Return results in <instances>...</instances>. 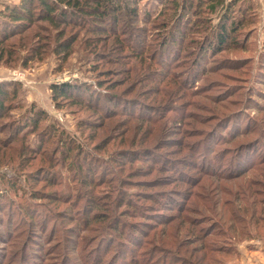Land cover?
Listing matches in <instances>:
<instances>
[{
    "label": "rangeland",
    "instance_id": "374dc122",
    "mask_svg": "<svg viewBox=\"0 0 264 264\" xmlns=\"http://www.w3.org/2000/svg\"><path fill=\"white\" fill-rule=\"evenodd\" d=\"M127 1L121 0V5H127ZM233 1L130 0L129 9L136 11L135 14L125 12L121 16L113 9L112 2L106 23L116 35L114 32L107 35L79 33L73 54L67 61L49 51L41 60L28 62L26 66L22 62H0V84L21 87L16 102L18 109L10 114L9 121L18 122L32 109L46 112L50 118L48 123L55 124L66 140L75 141L86 152H92V157L97 155L95 157L102 162L100 169L106 173L103 184L92 194L95 199L88 201L86 197L81 198L87 188L82 186L76 170L57 162L51 169L57 176L49 178V165L27 151L26 144L30 150L39 145L38 134L30 136L26 143L16 141L13 144L8 138L10 133L1 135L2 146L6 141L9 145H0V264H97L112 243L108 224L153 223V220L159 221L155 223V229L144 226L150 233L148 240L140 238L145 243L137 256L141 262L152 259L156 264H198L200 259L208 256L214 262L208 259L204 264H264V155L254 159L256 154L264 153V97H256L258 91H264V0L237 1L233 15L245 17L235 37L240 41L239 47L212 55L207 52L208 61L199 64L197 76L192 73L197 59L203 60L200 51L208 37L221 26L222 15ZM20 2L0 0V11ZM0 22L2 24L3 20ZM181 30L187 40L182 42L179 56L173 51L176 55L169 66L155 67V63L148 68L160 42L176 37ZM137 49L140 55L134 56ZM98 53H104L103 57L110 58L113 64L99 61ZM179 61L181 64L175 66ZM172 65L175 66L174 74L167 70ZM137 69L145 76L143 83L142 78H138L133 90L124 93V89L133 83L130 80L114 89L116 94L129 99L136 97L163 116L156 119L159 123L146 124L139 130L137 126L133 128L137 121L131 120V128L123 129L120 124L118 129L123 130L117 132L113 130L114 125L121 123L122 117L106 121L103 117L106 113L101 108L96 110L85 104L69 103L60 109L52 97V88L62 84L93 87V91L106 94V87L112 82L118 83ZM109 70H115L117 74L112 78ZM120 71L128 73L121 74ZM101 79L105 84L99 88ZM115 108L113 110H119L118 105ZM230 117H237L238 130H245L220 146L213 144V151L222 152L220 161L223 162L215 166L218 169L223 165L224 173L215 179L199 176L197 171H187L193 179L199 177L198 183L194 188L183 186L179 182V176L186 174L182 163L190 159L186 153H177L171 142L154 150L156 143L168 141L180 132L179 138L184 144L199 141L203 135L202 138H206L199 143H203V149L211 147L213 135L220 134L217 140L221 141L224 134L218 129L223 125L225 132ZM100 123L101 127L91 126ZM46 125L41 124L39 131ZM246 125L248 127L244 128ZM148 131L149 134L143 136ZM258 143L260 147L258 151L254 149L252 166L249 164L250 167L243 170L245 174L240 178L225 179L226 174L234 172L235 152L224 149ZM99 145L101 150L94 152ZM150 147L147 153L145 149ZM54 150L50 152L52 160ZM59 150L58 158L62 161V150ZM125 150L139 152L138 161L131 166L122 158L121 152L123 154ZM156 151L158 156L152 161ZM165 167H170L171 172L163 170ZM236 167L243 168L244 165L236 162ZM114 173H119L115 177L117 180L109 185L117 188L119 194L113 192L112 201L111 197L104 196L110 191L109 185L104 183L115 176ZM83 178L87 180L86 184L91 183L86 176ZM162 179L179 185L149 188V183H160ZM172 188L180 192L176 195L163 193ZM34 192H42L46 197L36 198ZM181 192L186 193V198L179 200L176 196L182 195ZM151 193L160 201L172 199L167 203H172L173 208H165V202L161 204L165 212L155 211L152 198L147 196ZM132 197L138 201V209L134 212H140V204L147 207L145 213L155 215V218L134 217L128 208L131 205L126 202ZM189 199L190 208L184 209ZM93 207L100 214L98 220L104 222H91L87 226L86 219L93 218ZM27 212L34 217L32 224L25 217ZM171 216L188 217L189 220L184 222L181 218L169 224L166 219ZM207 234L211 236L201 240ZM155 237L156 242L153 241ZM168 241L174 246H166ZM123 247L120 244L111 248V254L102 260V264L124 255L123 251L121 253ZM195 248L202 250L195 254ZM124 251L128 253L126 249ZM145 253L147 257L143 256L147 255Z\"/></svg>",
    "mask_w": 264,
    "mask_h": 264
},
{
    "label": "trees",
    "instance_id": "16d2710c",
    "mask_svg": "<svg viewBox=\"0 0 264 264\" xmlns=\"http://www.w3.org/2000/svg\"><path fill=\"white\" fill-rule=\"evenodd\" d=\"M237 1L238 0H234L230 5L231 7H226L222 15L221 26L217 28L216 33L208 37L206 45L204 46L203 50L200 51V54H202L201 58L203 60L197 59L195 65L192 67V73L194 76H197V72L200 70L199 64H202L203 61H208L207 59L210 58L208 53L212 55L214 53L218 54L224 51L229 52L230 50H234L239 47L240 41H237L235 37L237 32L241 30L245 17L236 18L233 15V12L236 11V6L238 4ZM112 2H114L113 9L117 12H120V16L125 12L127 14H131V12L135 14L136 12L129 9L130 0L127 1V5H121V0H21L18 5L7 6L5 10L0 11V19L3 20L2 24H0V62L4 61L8 64L9 62H22V64L26 66L28 62L30 63L41 60L44 54H47L49 51L54 52V54L58 56L62 61H67L73 54L74 46L78 40L79 33L85 32L98 35H107L110 34V32H114L110 30V27H108V24L106 23L108 16L111 14L112 7H110V3ZM117 22L118 21L116 20L115 24H117ZM183 34L185 33L183 30H181L180 32L175 34L176 37H173L171 39L165 38L164 40H162L158 49L155 51V58H152V60L150 61L152 63L148 64V68H150V66L153 64L155 65V63V67H165L167 65L169 66L170 62L176 55L173 51H177V56H179L178 51L182 48V42H185L187 40V35ZM114 35H116V31L114 32ZM103 54L104 53L97 54V58L99 59V61L106 60L108 61L106 63L107 65L113 64V61L110 58L103 57ZM139 55L140 51L137 49L136 53H134V56ZM181 62L182 61H179L175 66H179ZM175 66L172 65L167 70L173 73ZM107 72L110 74V76H112V78L117 74V71L115 70H109ZM119 73L125 74L128 72L120 71ZM138 78H142L141 82L143 83L145 76L142 72L138 71V69L137 72L132 70V73H129L126 78L121 79L118 83H116L117 81H114L111 85H109V87H106V94L101 93V91H93V87L88 89L85 86H75L72 84L55 85L52 88V97L54 99V102H56V106L60 109H62V106L64 104H85L88 107H93L96 110H100L101 108L103 112L106 113L105 115H103V117L106 118V121H108L107 119L122 117L124 120H122L121 123H117L114 125L113 130H118L117 132H121L127 126V128H131V126H129L131 120L137 121V124L134 125L133 128L137 126L139 130V128H144L143 126L146 124H155V122L158 121L156 119L162 118L163 116H161L160 114L158 115L155 109L150 110L152 107L136 97L129 99L124 95H122L121 97L120 95L116 94V91L114 89L120 88L121 86H123V84H127V82H129L130 80L133 83L130 86L128 85L123 92L125 93L133 90L132 88L137 84L139 80ZM104 84V79L98 81L99 88H102ZM20 88L21 87L18 84H0V136L4 135L5 133H10L8 138H10V143L13 144L16 141L26 143L27 141H29L28 138L30 136L38 134L39 145L36 148L30 150L29 145L26 144V149L31 153V155H34L35 157H41L44 163L49 165L48 177L55 178L57 176L56 173L51 170L52 168H54L57 162L58 164L60 163L65 167L68 166L70 169H74L78 172V179H80V181L82 182V186L86 185L87 189H84L85 193H81V198L86 197L88 201L95 199V196H92V194L97 192L101 184H103L102 182L104 178L106 177V173L104 171H101L100 169L102 163L101 160L95 157L97 155H93L92 157V152L91 154L90 152H86L83 146H77L76 143H74L75 141L66 140V138L64 137V133L59 130V128L55 124L48 123V120L50 118H48L46 112L44 111H35L34 109H32V111L29 112L28 115L23 116L21 120H18V122L9 121L10 114L18 109L16 102L20 95ZM256 97H264V91H258ZM117 105L119 107V110H113L116 109L115 107ZM109 108H111L113 111H109ZM104 109L107 110L104 111ZM159 122L160 120L158 121V123ZM227 122L228 127L225 132H223V125H221L218 129L220 130V132H222V134H224L221 137V141L217 140V137H220V134L213 135L211 138V147L205 146L203 149V143H199L200 140H204L206 138V136L202 138L203 135H200L199 141H196L192 144H184L182 139L179 138L181 133L178 132L176 136L172 137V139L168 141L165 140L163 141V143L162 140L158 141L157 143L155 142L156 145L154 146V150H160L159 148L164 143L170 144L171 142V145L174 146L177 153H186L185 156H187V158L190 160H186L182 163L186 174L183 173L179 176V182L183 186L185 185L188 188H194V185L197 186L198 181L196 179L199 177L193 179L190 175H188L187 171H197L198 174H200L199 176L205 178L214 177L215 179L217 175L220 176L224 173L223 171L225 169L223 165H221L218 169L215 166L216 163L222 164L223 162L220 161V154H222V152L217 153L216 151H213V144L220 146L231 139L234 135L236 136L238 133L240 134L245 130H238L237 124L239 122V119L237 117H230ZM44 123H47L48 125H46L41 131H39L41 124L43 125ZM120 124H123V129L121 131L118 129V126H120ZM91 126L101 127V123L99 125L92 124ZM247 127L248 126L246 125L244 128ZM6 129H9L10 132H6ZM148 134L149 131L143 134V136H147ZM0 145L2 146V141H0ZM5 145H9L7 144V141L5 142ZM5 145L2 147H6ZM259 147L260 143L253 145L246 144L237 149H230L226 147L224 150L235 152V159L233 160L235 167L236 162L237 165L241 163L244 165V167H234V172L226 174L227 178L225 179L231 180V178H236L245 174L243 170L252 166L253 161L251 160H253L252 155L255 152L254 149L256 148V151H258L257 149ZM54 148V152L51 153L54 155V159L52 160L50 152ZM59 148L62 150L60 154L61 158H63L62 161H59L61 159L58 158V154L60 152ZM66 148H68V150L65 153L64 150ZM151 148L152 147L146 148L145 151L148 153V150H150ZM76 150L77 154L74 155ZM100 150L101 147L99 145V147H97L94 152ZM154 154L155 155L152 156V161H155L158 156L157 151L154 152ZM121 155L122 158L127 159V164L131 166L133 162L138 161L139 152L125 150L123 154L121 152ZM146 155L149 156V154ZM263 155L264 153L262 152L260 154L258 153L256 154V157L254 159ZM56 158H58V160H55ZM194 158L197 159L196 162L194 161ZM67 161L68 163H66ZM178 164L179 163L176 162L177 168ZM161 167L162 165H160V169ZM169 168L170 167H165L163 170L171 172ZM43 174L45 175L46 171ZM118 174L119 173H114L115 176L110 177L107 182L104 183L105 186L117 180V178L115 177H118ZM84 176H86L91 181V183L86 184L87 180L85 181V178H83ZM111 179L112 181H109ZM163 181V179L160 181V183L157 181H153L149 183L148 186L149 188H155L156 185H159V187L163 186L162 188L168 186H173L174 188V186H176L177 184L168 183L169 181ZM110 186L112 185H109L110 191L104 196H109L112 199V193L117 192V194H119V191L117 190V188H111ZM46 187H49V184H47ZM173 188L169 190L166 189L163 193L176 195L177 192H180ZM80 189L82 190V188ZM152 194L153 193L148 194L147 196L149 199L152 198V200L150 201L153 203V208L155 209V211L165 212L166 210L163 211V206H165V208L169 210L173 208L172 203H167L168 200L172 199L167 198L166 200L160 201L158 199H154V195ZM179 194H182V192ZM34 196H36V198L46 197V195L42 192H34ZM183 197L184 199L186 198V193L176 196V198L179 200ZM98 199L101 200V197H98ZM106 200H109V198ZM112 201L114 200L112 199ZM126 202L131 205L128 208L132 210V215H134V217H136L137 219L140 217L146 219L155 218L153 217L155 215L145 213L144 208L147 207H144L140 204V212H134L138 209V201H136L133 197ZM162 203L165 204L162 206ZM186 208H190V199L187 201L186 206H184V209ZM92 210L93 215H91V217L93 216V218L86 219V221H88L87 226H89V223L91 222L103 223L104 220H98V216H100V214L96 212V208L93 207ZM188 210L189 209H187L186 212ZM88 211L92 213L91 210ZM161 214L162 216H164L163 213ZM25 217L32 224L34 220L33 215L27 212L25 213ZM175 217L176 216L168 217L166 219V222L169 221V224H172L174 221L181 218H184V222L186 220H189L188 217ZM158 222L159 221L153 220V223L127 224L123 222H117L116 225L108 224V231L109 233H111V237L109 239L112 240V243L111 246L105 250L104 258L102 260L106 259L111 254V248H117V246L123 244V246L125 247H123L121 253L123 251L124 255H120L116 258L113 257L107 264H130L132 262V264H156L154 263L155 261L152 262V259L141 262L137 259V256L140 255V250L145 245L143 241L148 240L146 238L150 237V233H148L149 231L144 229V226H148V229H155V223L158 224ZM189 233L190 232H185V234ZM210 234L205 235V237L201 240L205 239L208 236H211ZM140 238H143L142 242L140 241ZM197 238L199 239V237ZM156 239L157 238L155 237L153 241L156 242ZM151 243L154 244L152 241ZM189 244L193 245L195 243L190 242ZM165 245L174 246L173 242L171 241L165 242ZM125 249L128 251V253L124 251ZM195 249L197 250L194 251L195 254L200 253L202 250L198 248ZM188 253L189 252H187V254ZM213 253L217 254L219 252L214 251ZM143 256L147 257L148 254ZM204 258L200 259V262L198 264H204L208 259L210 262H214V260L212 258H209L208 256H205ZM102 260L99 259L97 264H102Z\"/></svg>",
    "mask_w": 264,
    "mask_h": 264
}]
</instances>
